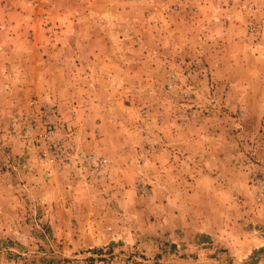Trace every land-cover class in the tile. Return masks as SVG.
Listing matches in <instances>:
<instances>
[{"label": "rangeland", "instance_id": "rangeland-1", "mask_svg": "<svg viewBox=\"0 0 264 264\" xmlns=\"http://www.w3.org/2000/svg\"><path fill=\"white\" fill-rule=\"evenodd\" d=\"M263 51L264 0H0V264H264ZM30 101L106 174L46 177Z\"/></svg>", "mask_w": 264, "mask_h": 264}, {"label": "built area", "instance_id": "built-area-1", "mask_svg": "<svg viewBox=\"0 0 264 264\" xmlns=\"http://www.w3.org/2000/svg\"><path fill=\"white\" fill-rule=\"evenodd\" d=\"M188 2H198L199 0H187ZM233 0H225L226 5H231ZM173 10L179 9L177 4L172 5ZM253 32V29H249ZM203 67L199 63H193L186 67L188 72L194 73ZM176 86V76L170 74L168 89ZM244 111H240V116ZM12 128L21 127L24 134L33 136L31 143L37 150L39 158L44 162L45 175L48 178L59 175L65 168L75 173L89 172L94 177L104 176L108 169V160L94 153H87L74 147L68 139L59 138L58 131L60 121L55 109L50 105L38 106L35 101L29 102V108L12 118ZM258 146L264 147V128L257 138ZM264 166V161L261 163ZM264 197V182L258 183V200Z\"/></svg>", "mask_w": 264, "mask_h": 264}, {"label": "crops", "instance_id": "crops-1", "mask_svg": "<svg viewBox=\"0 0 264 264\" xmlns=\"http://www.w3.org/2000/svg\"><path fill=\"white\" fill-rule=\"evenodd\" d=\"M264 52V51H263Z\"/></svg>", "mask_w": 264, "mask_h": 264}]
</instances>
